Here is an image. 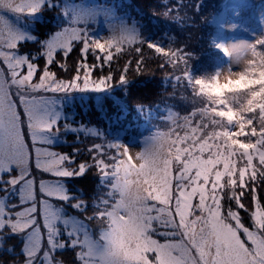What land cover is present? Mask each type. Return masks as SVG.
Returning a JSON list of instances; mask_svg holds the SVG:
<instances>
[{
	"label": "snow or ice",
	"instance_id": "obj_1",
	"mask_svg": "<svg viewBox=\"0 0 264 264\" xmlns=\"http://www.w3.org/2000/svg\"><path fill=\"white\" fill-rule=\"evenodd\" d=\"M43 3L0 0V9L31 16ZM24 39L0 16V60L8 70L7 77L0 71V249L9 237L18 239L22 264H62L54 254L67 247L79 249V264H264V204L257 195L264 185V140L257 146L259 150L241 156L227 142L221 143L211 133L205 135L209 125L202 123V118L194 122L195 111L183 117V123H177V117L169 113L174 127L155 132L134 156L122 144L108 141L89 148L92 165L73 167L76 152L70 156L50 149L54 138L59 137L61 117L50 98L37 94L108 90L112 74L91 79L95 66L88 64L87 54L91 52L103 66L114 59L113 50L120 54L126 47L145 42L128 30L114 32L103 42L90 40L73 19L42 44L45 67L38 82H33L38 71L35 57L18 52ZM76 43L81 45L82 59L75 74L69 81L57 79L50 71L56 54L67 58ZM146 46L161 58V67L186 60L185 49L153 43ZM217 47L224 50L221 45ZM135 52L140 54L142 49L137 46ZM141 65L142 60H138L137 70ZM59 66L67 70L65 65ZM129 66L130 62L125 64L119 84L127 82ZM172 79L176 84L181 81L179 76ZM64 129L103 138L90 128L78 130L65 124ZM33 156L35 168L54 178L39 181V199L31 169ZM93 166L101 191L94 197L93 215L86 219L106 224L98 238L63 206L86 212L87 203L69 193L66 181L84 176ZM249 193L251 208L243 203ZM225 200L231 202L227 207ZM241 210L248 213L251 226L243 222ZM62 235L67 240H62Z\"/></svg>",
	"mask_w": 264,
	"mask_h": 264
},
{
	"label": "trees",
	"instance_id": "obj_2",
	"mask_svg": "<svg viewBox=\"0 0 264 264\" xmlns=\"http://www.w3.org/2000/svg\"><path fill=\"white\" fill-rule=\"evenodd\" d=\"M64 0H50L52 6L46 5L41 10V18L35 23L34 41L21 44L24 46L21 53L38 65L37 75L40 76L45 67L41 46L59 30V18L64 14ZM80 2L85 0H67ZM101 6L114 10L128 25L134 26L135 35L145 44L132 45L116 54L110 64L100 66L91 52L87 54V62L94 65L91 79L97 80L112 74V87L102 92L69 91L68 93H45V96L55 97L62 103L61 120L59 121V137L50 146L55 152L73 156V167L85 163L92 165V154L89 148L99 143L106 145L108 141L115 142L117 137L132 131H151L154 123L159 122L169 113L180 114L179 119L183 123V117L196 112L202 123L209 127L205 130L213 132L217 125L212 121L222 117L221 107L226 109L234 117V112H240L243 108L242 101H247V110L242 117L247 118L241 125L243 138L241 145H247L246 138L250 142L248 153L259 150L257 146L264 140V127L258 124L264 122V0H92ZM235 4V12L232 24L243 29L245 39H249L247 32H260L262 37L255 43L249 52L260 65L252 68L243 83L237 85L232 94L230 103L220 102L221 105L210 106L214 101V93L205 84L206 80L213 81L212 72L218 66H223L227 56L225 50L218 48V40L223 37L222 30L214 21L225 13L227 5ZM86 34L90 37L91 31ZM96 40V39H95ZM163 41V44L159 42ZM146 43H153L165 48L185 49L186 60L173 66L161 67V58L154 51L149 50ZM140 47L142 52L137 54L135 47ZM79 43L74 44L73 51L67 58L62 53L56 54V62L50 66V71L56 74L57 79L69 81L75 74L80 56ZM102 56L103 53H100ZM142 60L140 70L136 63ZM130 62L126 72L127 82L119 84L125 64ZM65 65L61 68L59 65ZM42 65V66H41ZM43 67V68H42ZM175 76L181 77L179 84L173 82ZM83 78L81 75V82ZM206 98V102H205ZM232 101V102H231ZM185 108V109H182ZM166 117V118H167ZM227 117V116H226ZM166 118L164 121L166 122ZM194 121V120H193ZM195 122V121H194ZM70 128L93 129L103 138L93 137L86 131H65L64 126ZM213 137H216L212 134ZM141 142V141H137ZM243 149V148H242ZM78 150V151H76ZM105 151H109L105 147ZM113 153L115 150H111ZM244 153V152H243ZM245 154V153H244ZM254 163L258 164V161ZM7 179V175H5ZM70 194L82 197L87 203L86 212H79L70 205H63L68 215L85 223L89 234L98 238L99 232L106 224L101 225L95 220H87L93 215L94 197L101 191L99 177L95 167H89L85 175L66 181ZM258 198L264 204V185L258 188ZM3 196V193L0 197ZM13 203L17 202L15 200ZM57 205L63 204L61 201ZM231 203L225 200V206ZM243 203L251 208V194L243 198ZM235 208V204H232ZM243 222L251 226L248 213L240 211ZM163 242V237H154ZM67 240L66 236H61ZM8 248L14 249L9 253ZM21 244L18 239L9 237L0 249V264H22L23 256L20 254ZM79 249L67 247L57 250L54 259L62 261V264H79L76 252Z\"/></svg>",
	"mask_w": 264,
	"mask_h": 264
},
{
	"label": "rangeland",
	"instance_id": "obj_3",
	"mask_svg": "<svg viewBox=\"0 0 264 264\" xmlns=\"http://www.w3.org/2000/svg\"><path fill=\"white\" fill-rule=\"evenodd\" d=\"M231 2L235 3L236 0H230L228 3ZM46 5L52 6L50 0H44V3L42 4L40 10L31 16H27V15L21 16L4 9H0V16H3L7 20H9L13 24V26L16 27L17 30L22 35H24L25 39L21 42V44H24L25 42L34 41V35H32L34 33H32V30L34 32L36 27L35 23H37V21L41 18V14H42L41 10H43V8ZM227 6L228 7L226 8L225 13L217 17L214 21V23L217 26H219L222 30L223 37H221L218 40V45L223 46L227 59L226 61H224L223 66H218L216 70L212 72L213 81L206 80V78L204 79L206 86L209 87L211 90L216 91V93H214L215 95L214 101L209 103L210 106H217L216 103H218V105H221L222 103L220 102L230 103L229 100L232 99V94L235 93V89H237V85L243 83L244 79L247 77V75L252 70V68L256 67L257 65H260V62L258 60H254L251 57L250 52L248 50L255 43H257L259 39H261L262 37L261 33L257 32L255 34L252 32H247V34L250 35V38L244 40V36L246 35V33L243 31V29L239 28L238 26H235L231 22L233 13L235 12V4H229ZM63 11L64 14H62V16L59 18L60 27L59 30L56 31V33L67 28L70 24H72L73 19H75L77 27H79L85 33L87 30L91 31L90 37L96 40H101V42H103L114 32L120 30H128L135 34V31L133 29L134 26L128 25V23L123 18L119 17L117 12L115 13L114 10L106 8L103 5L101 6L100 4L92 0H85L80 2H71L64 0ZM159 43L164 45L163 41ZM240 45H244L246 47H237ZM23 47L24 46L20 45L18 49V52L21 55H25L24 53H21ZM0 71H2L7 77L8 70L6 66L3 64L2 60H0ZM24 71L26 72V67ZM38 80H39V76L37 75L36 72L33 78V82H38ZM45 93H50V92H45ZM14 94H15V90L13 89V95ZM37 95L45 96L44 92L38 93ZM47 98H50L53 101L54 108L59 111L61 117L62 103L60 102V100L52 96L51 97L48 96ZM16 102L19 105L18 98ZM241 102L243 108L240 109V112H234V115H236L235 120L232 115L226 112V109L224 107H221L222 110H225L222 112L223 116L212 120L217 125L218 127L217 130L213 132H209L207 130L204 131H205V135H208L209 133L214 134L216 137L219 138L221 143L227 142L231 150H234L235 152L243 156L244 153L249 152L250 142L249 139L246 138V142L244 143H248V144L241 145V141L243 140V138H239L241 135L242 123L244 121L247 123L248 121L247 118L242 117V111H244L243 113L244 115L248 107L247 101L244 102L241 100ZM19 111L21 112V114L23 113L22 108H19ZM175 114L176 115H174L173 113L172 115L177 117V123H182L181 119L178 118L180 117V114H177L176 112ZM166 117L167 115L164 118H162L159 122L157 123L155 122L154 127L151 131H148L146 133L137 130L132 131L129 132L128 134L117 137L115 142L122 144L124 147H127L130 151V154L134 156L138 151H141L145 147V141H147L148 138L153 136L155 132L157 131L167 132L169 131V129L174 127L171 121L168 120V117L167 118ZM165 118H166V122L164 121ZM197 118L198 116L194 117L193 120L196 121ZM177 131H180L182 134L181 129L177 128ZM24 132H25L26 141L31 149V141L27 137L26 127L24 129ZM54 141L55 138L53 142ZM137 141H141V142H137ZM31 169L33 176L35 177V180L37 182V198L39 199L40 198V193L38 189L39 181L41 179L50 180L54 178L51 177L49 174L40 172L35 168L34 156L31 162ZM1 194L2 193H0V196ZM56 202L57 201H53V203L57 204ZM45 246H46V240H45Z\"/></svg>",
	"mask_w": 264,
	"mask_h": 264
},
{
	"label": "clouds",
	"instance_id": "obj_4",
	"mask_svg": "<svg viewBox=\"0 0 264 264\" xmlns=\"http://www.w3.org/2000/svg\"><path fill=\"white\" fill-rule=\"evenodd\" d=\"M205 102H206V98H205ZM259 127H264V122L258 124Z\"/></svg>",
	"mask_w": 264,
	"mask_h": 264
}]
</instances>
